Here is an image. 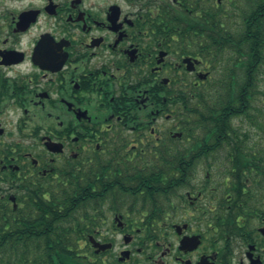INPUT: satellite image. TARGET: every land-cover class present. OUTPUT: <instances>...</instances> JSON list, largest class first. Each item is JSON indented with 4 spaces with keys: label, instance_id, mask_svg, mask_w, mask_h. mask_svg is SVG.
<instances>
[{
    "label": "flooded vegetation",
    "instance_id": "flooded-vegetation-1",
    "mask_svg": "<svg viewBox=\"0 0 264 264\" xmlns=\"http://www.w3.org/2000/svg\"><path fill=\"white\" fill-rule=\"evenodd\" d=\"M260 22L264 0H0L11 264H264V92L210 97L264 86Z\"/></svg>",
    "mask_w": 264,
    "mask_h": 264
},
{
    "label": "trees",
    "instance_id": "trees-1",
    "mask_svg": "<svg viewBox=\"0 0 264 264\" xmlns=\"http://www.w3.org/2000/svg\"><path fill=\"white\" fill-rule=\"evenodd\" d=\"M261 2V1H259ZM264 23L260 22L258 25V41L255 43V48H257L259 63L256 67L257 76L261 77L264 74ZM253 76V75H252ZM251 77V73H249V78ZM259 90H250L244 91L240 89H222L214 92L211 98L225 99V100H238V99H246L251 96H258ZM204 98L203 96H200ZM11 227L4 229V226H0V242L3 241L5 245L0 247V264H11V260L14 257L12 243L13 236L11 235Z\"/></svg>",
    "mask_w": 264,
    "mask_h": 264
},
{
    "label": "rangeland",
    "instance_id": "rangeland-1",
    "mask_svg": "<svg viewBox=\"0 0 264 264\" xmlns=\"http://www.w3.org/2000/svg\"><path fill=\"white\" fill-rule=\"evenodd\" d=\"M263 79H264V76H263ZM262 79V80H263ZM263 82V81H262ZM262 82H261V86H262ZM261 92H264V86L260 87L259 89V93H258V96L255 97V100H259L261 97Z\"/></svg>",
    "mask_w": 264,
    "mask_h": 264
}]
</instances>
